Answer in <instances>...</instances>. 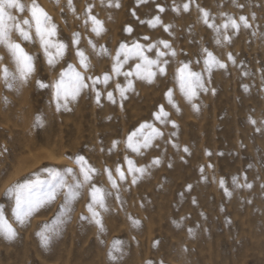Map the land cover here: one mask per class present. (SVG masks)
<instances>
[{
    "label": "rangeland",
    "instance_id": "obj_1",
    "mask_svg": "<svg viewBox=\"0 0 264 264\" xmlns=\"http://www.w3.org/2000/svg\"><path fill=\"white\" fill-rule=\"evenodd\" d=\"M38 2L58 25L57 39L69 43L74 32L80 33L78 46L89 57L93 76L110 73L111 61L92 54L88 40L97 46L105 45L113 55L122 42L138 39L147 44L168 40L180 54L171 63L167 77L157 78L151 85L137 81L135 92L129 94L123 108L118 95L116 104L106 99L105 86L100 84L97 89L102 91L101 105L86 91L70 105V111L56 112L51 89H39L35 80L50 84L66 63L61 61L53 72L42 54L34 77L18 95L0 85V98L7 97L9 101L8 105L0 102V204L5 206L10 221L11 203L4 197L5 190L41 170L74 167L68 157L83 155L98 172L108 167L113 173L117 164L126 170V155L138 163H148L156 156L162 159L161 166L153 169L138 186L122 192L123 211L114 200L109 202L111 212L104 221L106 236L98 238L95 226L79 220L81 214L86 215L85 193L55 240L48 247H41L35 235L37 226L50 221L58 212L63 199L59 196L51 206L40 209L29 226L17 227L14 241L0 240V264H106L108 243L114 239L126 243L124 264H145L149 260L152 264H264V190L260 187L264 183L261 166L264 134L255 132L249 123V117L257 121L264 119V92L259 90L258 71L264 67V41L253 37L251 30L241 29L231 45L218 49L211 30L198 19L195 5L190 6L188 13L171 10L174 3L186 0H148L139 5L137 0H119L118 9L94 7V14L105 28L102 38L86 31L82 19L77 20L71 12H61L54 0ZM89 2L98 4V0H73L77 16ZM197 3L216 17L217 23L221 22V12L234 18L243 14L249 20L254 13L257 19L252 27L258 33L264 32V0H237L244 8L234 6L231 0H197ZM157 4L165 7L164 13H158ZM155 15L161 16L163 24L172 25V36L159 26L149 27L147 21ZM127 27L132 28L131 35L125 31ZM144 36L149 41H144ZM201 46L222 60L231 52L238 64L235 67L229 64L227 71L214 70L210 88L216 94L212 95L211 91L199 94L195 101L199 110L194 111L182 101L172 76L181 60L191 62L194 71H201L202 63L195 64ZM25 50L35 53L38 47ZM146 55L155 58L154 52ZM65 60L79 70L74 50L66 53ZM241 61L252 73L251 77L241 76L244 70ZM134 63L129 61L126 69ZM117 79L123 81V77ZM244 84L251 86L248 92L244 91ZM168 88L174 90L179 112L165 99ZM113 89L114 81L107 91ZM161 105L178 128L172 129L170 123L156 124L164 132V138L154 142L159 146L143 158L126 151L123 142L128 132L141 123L153 122V113ZM38 114L44 120L43 127L34 126ZM173 131L175 136L170 135ZM113 141L119 142L118 147L110 152ZM184 148L188 149L187 153ZM244 176L254 184L253 189L236 191L231 199L226 198L219 181L223 179L232 191V179L239 177L242 181ZM106 181V176H101L95 182L109 188ZM249 199L251 204L247 203ZM127 215L138 219L140 226L132 228ZM189 228L193 230L192 236L188 235ZM100 239L105 241L103 245Z\"/></svg>",
    "mask_w": 264,
    "mask_h": 264
},
{
    "label": "snow or ice",
    "instance_id": "obj_2",
    "mask_svg": "<svg viewBox=\"0 0 264 264\" xmlns=\"http://www.w3.org/2000/svg\"><path fill=\"white\" fill-rule=\"evenodd\" d=\"M148 0H137V4H145ZM232 4L238 8H244V4L237 3V0H231ZM56 6L60 7L61 12H71L77 20L82 19V26L86 31H90L96 37L102 38L105 28L103 22L94 14V7L120 8L119 0H98V4L92 2L84 6L81 15H76V7L73 0H66L62 4L61 0H54ZM195 5L198 12V19L211 30L212 40L215 46L226 48L231 45L233 38L243 30H251L253 37H258L264 41V32H259L252 27L256 21V15H251L249 20L246 15H239L234 18L221 12V22H216V17L205 10L197 0H186L182 3H174L171 10L179 13L182 9L188 13L190 6ZM158 13H164L165 7L157 4ZM135 15V12L132 13ZM143 23V21H141ZM149 27H161L165 33L172 36V25L163 24L160 15H155L147 21ZM125 31L131 35L132 28L127 27ZM59 35L58 25L54 18L41 6L38 0H0V85L8 92H15L17 95L20 89L26 87L37 71V65L41 54L48 68L55 72L56 66L65 61L66 67H63L56 78L49 84L40 79L35 83L39 89H51L52 103L55 105L56 112L70 111V105L76 103L81 96L89 91L93 94L96 104L101 105L102 91L97 89V85L103 84L106 91V99L111 104L117 103L119 97L120 107L123 108L125 101L129 99V94L135 92V83L137 81L153 84L157 78H164L168 75V69L176 57L180 54L168 40H156L155 42L141 43L134 39L128 43H120L113 55L105 45L97 46L92 40L87 44L98 59H110L111 71L105 72L101 76H93L92 64L88 56L85 55L78 45L81 42L79 32L72 34L69 43L57 39ZM144 41H149V37L144 36ZM26 47L37 49L35 53L26 51ZM74 50L75 59L78 61L79 70L71 63L65 60L66 53ZM155 53V58H150L146 53ZM183 55H187L183 53ZM129 61H135L134 65L126 69ZM202 63L201 71H194L191 62L181 60L175 68L172 79L179 89V94L183 102L189 104L194 111L199 110L195 102L199 94H216L212 84L214 70L227 71L228 65L237 66V57L231 52L226 55V60L220 59L209 51L207 47L201 46L195 60L196 65ZM240 65L244 70L241 71L242 77H251L252 73L247 71L243 62ZM260 71V91L264 92V67ZM119 77H123L120 81ZM114 81V89L107 91L110 82ZM249 84H244L245 92L250 89ZM165 99L168 105L179 112L176 100L174 99L173 88H168L165 92ZM0 102L8 105L7 97L0 98ZM171 124L172 129H177L175 121L170 120L168 112L163 105L159 110L153 113V122L141 123L138 127L129 131L125 140L124 148L133 153L138 158H143L149 150L158 147L160 139L164 138V132L156 124L167 126ZM249 123L254 127L255 132L264 134V119L259 121L249 117ZM35 127H43L44 120L38 114L34 118ZM170 135L175 136L173 131ZM171 143V140L167 141ZM117 141H113L109 151L118 147ZM173 148L180 151L178 145L173 144ZM103 151V149H102ZM185 153L188 152L184 148ZM210 155V153L208 154ZM74 167L63 170L45 169L41 172L33 173L23 181L16 182L8 187L4 192V197L11 203V221L5 214V206L0 204V240L12 242L17 236V227L25 228L30 225L33 216L42 208H47L62 196V205L58 212L53 215L50 221L38 225V231L35 233L41 247H48L55 240L57 235L71 219V213L75 210V204L81 199H87L84 204L85 214L79 216V220L95 226L98 238L107 234L105 228V215L111 212L110 201H115L120 210H124L125 201L122 199V192H128L132 187L138 184L146 177L151 175L153 169H158L162 164L160 156H156L148 163H138L129 156L124 157L126 170L120 164L115 166L114 173L108 167L102 172L98 170L83 155L68 157ZM171 163L168 167H171ZM264 167V163L261 165ZM211 168V165H208ZM250 167V166H249ZM202 179H204V169H200ZM101 176H106L109 188L98 185L95 181ZM232 191L225 186V181H219V188L223 190V195L231 199L234 192L240 190H252L254 184L248 181L247 176L243 180L239 177L232 179ZM264 190V183L260 185ZM191 190V185L188 186ZM195 203V200H193ZM247 203L251 204L249 199ZM223 211V209H221ZM132 228H138L140 222L131 215H127ZM14 224L16 227H14ZM188 235H193V230L188 229ZM103 245L105 241L100 239ZM158 243V242H157ZM126 243L120 239H114L108 243L106 251V264H124ZM145 264H152V261H146Z\"/></svg>",
    "mask_w": 264,
    "mask_h": 264
}]
</instances>
